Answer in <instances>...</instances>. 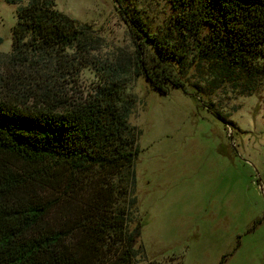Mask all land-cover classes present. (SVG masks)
<instances>
[{"label": "trees", "instance_id": "1", "mask_svg": "<svg viewBox=\"0 0 264 264\" xmlns=\"http://www.w3.org/2000/svg\"><path fill=\"white\" fill-rule=\"evenodd\" d=\"M5 1L18 6L0 87V264H136L140 130L127 87L143 76L160 93L172 86L201 101L222 88L256 92L264 0H167L159 24L116 0L136 49L112 58L98 55L93 26L55 0ZM84 67L97 83L69 96Z\"/></svg>", "mask_w": 264, "mask_h": 264}, {"label": "rangeland", "instance_id": "2", "mask_svg": "<svg viewBox=\"0 0 264 264\" xmlns=\"http://www.w3.org/2000/svg\"><path fill=\"white\" fill-rule=\"evenodd\" d=\"M55 2L93 26L102 39L100 57L135 53L116 0ZM17 6L0 0V87ZM122 6L154 24L171 14L167 0H124ZM97 81L84 67L68 95L85 96ZM127 91L136 96L130 122L140 130L130 226L141 223L136 264H264V78L251 95L222 88L202 99L207 103L172 86L160 93L143 76Z\"/></svg>", "mask_w": 264, "mask_h": 264}]
</instances>
